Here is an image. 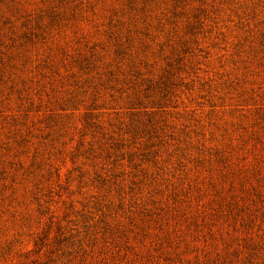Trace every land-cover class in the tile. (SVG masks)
<instances>
[{
  "label": "rangeland",
  "instance_id": "obj_1",
  "mask_svg": "<svg viewBox=\"0 0 264 264\" xmlns=\"http://www.w3.org/2000/svg\"><path fill=\"white\" fill-rule=\"evenodd\" d=\"M0 264H264V0H0Z\"/></svg>",
  "mask_w": 264,
  "mask_h": 264
}]
</instances>
